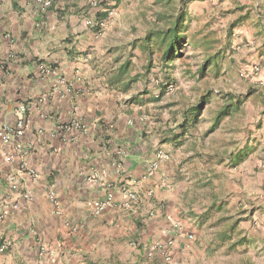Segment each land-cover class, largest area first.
Segmentation results:
<instances>
[{
    "label": "crops",
    "instance_id": "0c3cea01",
    "mask_svg": "<svg viewBox=\"0 0 264 264\" xmlns=\"http://www.w3.org/2000/svg\"><path fill=\"white\" fill-rule=\"evenodd\" d=\"M51 2L41 8L34 0H0V127L14 129L20 119L25 124L21 136L0 147V242H10L0 264H158L156 252L151 258L148 253L168 237L174 238L172 262L188 264L189 243L172 224L184 223L176 216L184 207L177 158L200 153L184 148L193 126L180 129L181 117L143 121L153 103L135 86L124 93L108 85L125 59L146 60L133 47L142 35L135 37L132 0H98V8L88 0ZM86 19L105 25L95 30ZM39 63L54 66L55 73L40 74ZM158 149L169 159L147 175ZM247 149L246 143L230 156L244 157ZM6 153L13 154L12 164ZM22 159L37 178L19 169ZM8 175L18 188L9 186ZM125 189L138 193L134 207L121 206ZM107 190L114 204L95 214L93 204ZM161 201L164 211L157 209Z\"/></svg>",
    "mask_w": 264,
    "mask_h": 264
},
{
    "label": "rangeland",
    "instance_id": "374dc122",
    "mask_svg": "<svg viewBox=\"0 0 264 264\" xmlns=\"http://www.w3.org/2000/svg\"><path fill=\"white\" fill-rule=\"evenodd\" d=\"M227 1L218 7L208 0L128 2L135 37L144 36L159 15L185 14L182 56L165 65L156 52L148 72L145 58L133 65V71L141 69L137 95L153 103L142 120L177 121L200 96L210 95L184 144L200 153L177 158L184 207L176 216L194 236L187 240L188 264H264V3ZM205 62L206 73L198 77ZM228 94L242 103L211 130ZM246 143L247 155L235 162L230 154Z\"/></svg>",
    "mask_w": 264,
    "mask_h": 264
},
{
    "label": "trees",
    "instance_id": "16d2710c",
    "mask_svg": "<svg viewBox=\"0 0 264 264\" xmlns=\"http://www.w3.org/2000/svg\"><path fill=\"white\" fill-rule=\"evenodd\" d=\"M165 19V20H164ZM185 14L180 12L168 18V16L157 17L155 24L149 28L144 36L137 38L134 41L133 47H137L142 54L146 57V71L148 72L152 63L153 55L159 52V59L169 65L175 58L182 56V49L186 44L185 28L184 25ZM160 24V21H163ZM234 25V24H233ZM208 62V60H207ZM134 64L130 59L122 61L117 69L112 73L108 79V85L116 90L124 93H128L137 82L138 72L131 75V71L134 69ZM206 62L198 69V77H204L206 73ZM164 92L161 90V93ZM209 93L203 94L199 97L198 101L193 105L189 106L182 112V120L178 123V127L185 131L189 126L196 125L204 106L208 102L210 95ZM227 104L222 108L218 109L215 115L211 130L215 129L219 122L226 116L232 114L233 111H237L242 103L240 98L233 97L232 94L225 96ZM129 101H135L134 98L130 97ZM135 103H137L135 101ZM243 155H236L233 157L235 162L242 160ZM223 239V236H220Z\"/></svg>",
    "mask_w": 264,
    "mask_h": 264
},
{
    "label": "built area",
    "instance_id": "2783aa9c",
    "mask_svg": "<svg viewBox=\"0 0 264 264\" xmlns=\"http://www.w3.org/2000/svg\"><path fill=\"white\" fill-rule=\"evenodd\" d=\"M34 1L41 8H48L49 6H51V3H52L51 0H34ZM88 3L92 7H97V8L99 7L97 0H88ZM112 14H113L112 12H109V15H112ZM85 21L87 25L97 28L98 30H100L104 25L103 20L86 19ZM37 70L42 75H50V74L55 73L54 66L49 65V64L39 63L37 65ZM253 70L257 72L259 69L257 66H254ZM59 82L63 84L65 83L64 79H59ZM172 88H173L172 85L168 86V90H172ZM20 112L21 113L24 112L23 107L20 108ZM75 127L81 131H86V126L82 122H76ZM24 129H25V124H24L23 119L18 120L14 129L8 126H1L0 127V147L4 148L8 146L11 143L12 136L13 135L21 136L24 133ZM24 153L25 152H22L21 154L23 155ZM14 159L15 158L13 154H10V153L5 154V162L7 164H12L15 161ZM168 159H169V154L162 149H158L146 167V174L150 175L153 172L157 171L159 167L161 166V164L163 162L168 161ZM17 164L20 170H24V171L26 170L25 172L27 173L28 176L32 178H37V174H35L33 171L27 168V165H26L27 163L24 159L19 160ZM7 180L9 182V186L12 189L18 188L17 185L19 181L15 180L14 176L8 175ZM122 193H123L122 199H121L122 207L131 208L139 203L140 198H139L138 193L135 190L125 189L123 190ZM152 195H153L152 191L147 192L148 197H151ZM47 196L52 201L54 206L58 204L56 195L53 189H50L48 191ZM113 204H114V194L112 191L107 190L101 199L94 202L93 212L95 214H99L105 209L111 207ZM157 209L160 211H164L166 209V204L162 201L159 202L157 205ZM153 214H154V210L152 209L150 211V215H153ZM172 229L177 231L180 235L184 236L187 240H191L194 237L193 234L185 230L183 224H181L178 221L172 224ZM9 244L10 242L8 240H3L2 242H0V252H3ZM173 247H174V238L168 237L163 242H159V241L155 242L153 244V247L150 250V253H148V256L151 258L154 255L153 252H156L158 257L161 259L159 260L158 264H174L172 262Z\"/></svg>",
    "mask_w": 264,
    "mask_h": 264
}]
</instances>
